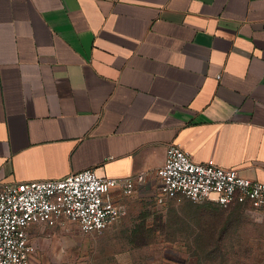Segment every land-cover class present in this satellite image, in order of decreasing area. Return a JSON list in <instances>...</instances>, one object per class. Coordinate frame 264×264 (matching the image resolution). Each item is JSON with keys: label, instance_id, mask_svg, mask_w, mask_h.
<instances>
[{"label": "crops", "instance_id": "1", "mask_svg": "<svg viewBox=\"0 0 264 264\" xmlns=\"http://www.w3.org/2000/svg\"><path fill=\"white\" fill-rule=\"evenodd\" d=\"M170 144L264 184V0H0V187L153 180Z\"/></svg>", "mask_w": 264, "mask_h": 264}, {"label": "rangeland", "instance_id": "2", "mask_svg": "<svg viewBox=\"0 0 264 264\" xmlns=\"http://www.w3.org/2000/svg\"><path fill=\"white\" fill-rule=\"evenodd\" d=\"M143 194L148 199L151 190ZM29 236L32 264H264V205L147 200L100 233L64 221L36 226Z\"/></svg>", "mask_w": 264, "mask_h": 264}, {"label": "built area", "instance_id": "3", "mask_svg": "<svg viewBox=\"0 0 264 264\" xmlns=\"http://www.w3.org/2000/svg\"><path fill=\"white\" fill-rule=\"evenodd\" d=\"M136 188L151 190L150 200L157 206L183 198L222 207L237 199L254 208L264 205V184L213 161L196 163L179 145L170 144L153 180L147 174L109 179L88 169L57 180L2 185L0 264H32L35 247L29 233L36 226L68 221L86 234L102 232L126 216L119 199L132 196Z\"/></svg>", "mask_w": 264, "mask_h": 264}]
</instances>
